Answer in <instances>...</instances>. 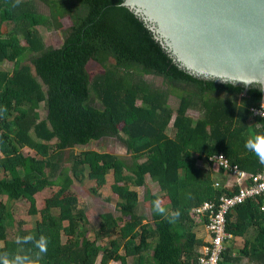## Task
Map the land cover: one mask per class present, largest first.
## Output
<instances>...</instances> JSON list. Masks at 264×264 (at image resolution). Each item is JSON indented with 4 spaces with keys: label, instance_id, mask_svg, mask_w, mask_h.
<instances>
[{
    "label": "trees",
    "instance_id": "trees-1",
    "mask_svg": "<svg viewBox=\"0 0 264 264\" xmlns=\"http://www.w3.org/2000/svg\"><path fill=\"white\" fill-rule=\"evenodd\" d=\"M37 1L47 14L37 11L34 0L18 5L0 0V198H5L0 200V252L35 256L31 244L14 242L18 235L33 234L49 240L40 264H197L203 243L194 233L200 217L192 210L233 191L215 188L210 172L196 161L221 153L248 173L261 171L245 141L264 132V120L250 113L264 101L263 90L186 73L143 21L122 6L124 0ZM63 18L70 20L69 27L63 28ZM38 27L60 31L62 44L45 47ZM28 54L32 57L24 63ZM89 61L103 72L91 77ZM3 64L10 69L3 70ZM146 75L161 78L168 89L153 86ZM173 91L174 110L168 105ZM41 104L44 119L38 113ZM189 110L201 117L193 120ZM103 138L122 142L130 162L83 151L69 153V165L61 167L64 151ZM110 172L119 215H100L90 240L86 215L71 188L87 179L94 182L87 192L97 196ZM147 178L161 193L147 191L143 198L150 221L136 212L139 197L131 190L146 187ZM54 186L58 190L38 211L36 194ZM157 198L179 217L156 213ZM20 200L28 202L30 216L40 214L32 228L14 219L10 203ZM263 204L264 198L250 200L227 216V231L246 238L240 255L259 264H264ZM111 237L108 247L97 245ZM229 241L221 264L238 258Z\"/></svg>",
    "mask_w": 264,
    "mask_h": 264
},
{
    "label": "water",
    "instance_id": "water-1",
    "mask_svg": "<svg viewBox=\"0 0 264 264\" xmlns=\"http://www.w3.org/2000/svg\"><path fill=\"white\" fill-rule=\"evenodd\" d=\"M122 6L186 73L264 93V0H124Z\"/></svg>",
    "mask_w": 264,
    "mask_h": 264
},
{
    "label": "rangeland",
    "instance_id": "rangeland-1",
    "mask_svg": "<svg viewBox=\"0 0 264 264\" xmlns=\"http://www.w3.org/2000/svg\"><path fill=\"white\" fill-rule=\"evenodd\" d=\"M35 8L38 12L42 14H47L48 9L45 5L40 3L37 0H34ZM61 23L63 25V28H67L70 26V20L68 18H63L61 20ZM38 32L42 38V41L44 43L45 47H53L58 48L63 41V37L60 31L55 30H46L43 27H38ZM32 55L28 54L24 58V63H29L30 58ZM3 70H9L10 64H3L1 67ZM86 70L90 74V76H95L97 74H101L103 72L102 68L95 62L89 61L86 65ZM144 79L155 87H161L164 90H167L168 87L165 85V81L162 82L161 78L154 77L151 75L144 76ZM165 83V84H163ZM177 92L173 91V93H170V96L168 98V105L173 110L176 109L178 105V98H177ZM221 96H225L221 94ZM40 119H44L46 116V111L44 108V105L41 104L38 110ZM187 114L193 118V120H197L201 117V113L197 110H189ZM169 131V130H168ZM168 133V132H167ZM54 143V142H52ZM25 153L32 154V152L28 149H24ZM83 151H96L99 153H110L115 156H118L121 158L125 163L130 162V155L126 152V148L123 145L122 142L118 141L115 138H103L98 141H91L89 144L84 146H76L70 150H66L62 154V160H61V167H67L69 165L68 162V155L69 153L79 154ZM1 176V173H0ZM106 183L105 185L99 190L97 196H92L89 194V191L87 192V189L94 186V182L85 179L83 183H74L71 190L77 195L78 200V206L80 209H82L86 215L87 218V225L86 228L88 229V238L90 240L94 239V231L98 229L99 222H100V215L105 213H110L114 216H118L119 213L116 209V203L118 201L117 196L112 193L111 191V185L113 182L112 173L106 175L105 177ZM147 186L146 187H140L135 188L131 187V190H135L138 193V204L136 207V212L140 215H143L145 217V221H150V211L149 208L145 205L143 202V198L147 191H150L153 194H161L159 192V189L155 183L150 181L148 178L146 179ZM58 190V187H49L43 190L42 192L36 194L35 196V202H36V208L38 211L42 210L44 207V201L46 198L53 195ZM1 201H5V198H0ZM12 213L14 216V219L16 221H23L24 227L26 228H32L36 222L40 221V214L38 213L36 216H30L28 214V208L29 204L25 200H20L17 202L10 203ZM201 224V223H200ZM201 225H199L200 227ZM198 227V228H199ZM201 231V230H200ZM9 237H12L11 232H9ZM111 238H104L102 240H97V245L108 247V242ZM2 243L0 242V246ZM122 252V251H121ZM110 264H119L111 262Z\"/></svg>",
    "mask_w": 264,
    "mask_h": 264
},
{
    "label": "built area",
    "instance_id": "built-area-1",
    "mask_svg": "<svg viewBox=\"0 0 264 264\" xmlns=\"http://www.w3.org/2000/svg\"><path fill=\"white\" fill-rule=\"evenodd\" d=\"M250 113L252 118L264 120V115H261L264 113V102L259 107H251ZM208 162L233 179L225 185L216 182L214 187L229 189L233 193L224 192L218 199L205 201L192 210L200 217L199 221L203 222L211 236L209 243L199 249L197 264H221L225 244L234 238L233 234L227 231V216L232 209L247 201L264 198V165L258 173H248L237 165H232L221 153L209 157ZM261 210L264 211V204Z\"/></svg>",
    "mask_w": 264,
    "mask_h": 264
},
{
    "label": "clouds",
    "instance_id": "clouds-1",
    "mask_svg": "<svg viewBox=\"0 0 264 264\" xmlns=\"http://www.w3.org/2000/svg\"><path fill=\"white\" fill-rule=\"evenodd\" d=\"M20 0H16L18 5ZM264 115V113H261ZM245 148L252 152L259 160L260 164L264 165V132H258L249 136L245 141ZM154 211L158 214L165 215L171 220H175L179 217L180 212H168L164 207L160 198H157L153 202ZM15 244L23 246L31 244L35 249V256L25 254L21 251L14 253L0 252V264H40L41 258L47 254L49 240L46 236L40 235L38 238L33 234H27L24 236H16Z\"/></svg>",
    "mask_w": 264,
    "mask_h": 264
},
{
    "label": "crops",
    "instance_id": "crops-1",
    "mask_svg": "<svg viewBox=\"0 0 264 264\" xmlns=\"http://www.w3.org/2000/svg\"><path fill=\"white\" fill-rule=\"evenodd\" d=\"M196 165L201 169L209 171L214 183L218 182L221 185H225L228 182L233 181V179H231L227 173H225L224 171L218 170L215 166L212 165V163H208L205 160H198V161H196ZM199 225H201V226L199 227ZM194 233L196 235V238L199 241H202L203 245L207 244L208 241H210L211 236L207 232L202 221H199L197 223V225L194 228ZM229 242H230L229 243L230 247H232L235 250L233 253V257L240 258V259L237 258L235 260L234 264H259V262L251 261L247 255H244V256L240 255V251H242L246 245V238L245 237H235L234 236V238L231 239ZM198 252H199V250H198ZM198 255H199V253H198ZM197 259H198V257H197Z\"/></svg>",
    "mask_w": 264,
    "mask_h": 264
}]
</instances>
